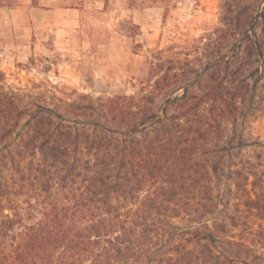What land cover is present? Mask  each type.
Here are the masks:
<instances>
[{
  "label": "rangeland",
  "instance_id": "obj_1",
  "mask_svg": "<svg viewBox=\"0 0 264 264\" xmlns=\"http://www.w3.org/2000/svg\"><path fill=\"white\" fill-rule=\"evenodd\" d=\"M0 86L27 109L11 150L37 109L85 135L159 114L197 162L177 197L199 204L174 222L264 244V0H0Z\"/></svg>",
  "mask_w": 264,
  "mask_h": 264
},
{
  "label": "trees",
  "instance_id": "obj_2",
  "mask_svg": "<svg viewBox=\"0 0 264 264\" xmlns=\"http://www.w3.org/2000/svg\"><path fill=\"white\" fill-rule=\"evenodd\" d=\"M26 110L0 90V264H264V244L244 231L187 211L194 225L174 222L199 204L177 197L197 162L159 114L90 122L102 129L85 135L37 109L42 124L27 120L8 149ZM147 124L154 133L139 139Z\"/></svg>",
  "mask_w": 264,
  "mask_h": 264
}]
</instances>
